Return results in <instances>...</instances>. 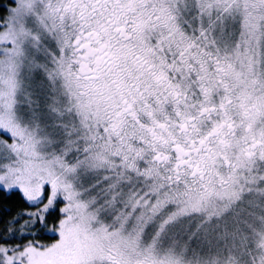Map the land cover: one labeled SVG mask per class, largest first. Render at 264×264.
<instances>
[{"label":"snow or ice","instance_id":"6c2138e0","mask_svg":"<svg viewBox=\"0 0 264 264\" xmlns=\"http://www.w3.org/2000/svg\"><path fill=\"white\" fill-rule=\"evenodd\" d=\"M0 264H264V0H0Z\"/></svg>","mask_w":264,"mask_h":264}]
</instances>
